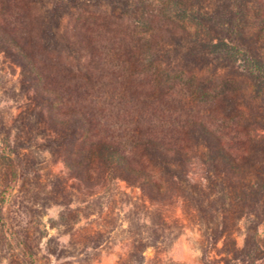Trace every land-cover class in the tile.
Segmentation results:
<instances>
[{"label": "rangeland", "instance_id": "rangeland-1", "mask_svg": "<svg viewBox=\"0 0 264 264\" xmlns=\"http://www.w3.org/2000/svg\"><path fill=\"white\" fill-rule=\"evenodd\" d=\"M0 264H264V0H0Z\"/></svg>", "mask_w": 264, "mask_h": 264}, {"label": "trees", "instance_id": "trees-1", "mask_svg": "<svg viewBox=\"0 0 264 264\" xmlns=\"http://www.w3.org/2000/svg\"><path fill=\"white\" fill-rule=\"evenodd\" d=\"M164 10L166 11L167 9L161 10L163 16H164V14H166L167 12H169V11L164 12ZM166 19L169 20L168 17H166ZM171 24H173V23H171V21H170L169 24L168 23H165V22H162V25L160 26V30L161 31H166V32H169L170 34H172L173 31H174V29L172 27H170Z\"/></svg>", "mask_w": 264, "mask_h": 264}]
</instances>
